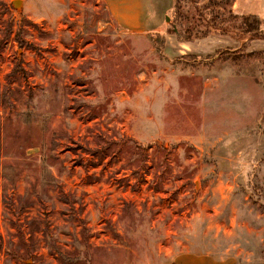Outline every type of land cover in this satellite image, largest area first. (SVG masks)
Wrapping results in <instances>:
<instances>
[{
    "label": "rangeland",
    "instance_id": "1",
    "mask_svg": "<svg viewBox=\"0 0 264 264\" xmlns=\"http://www.w3.org/2000/svg\"><path fill=\"white\" fill-rule=\"evenodd\" d=\"M172 1L0 0V264H264L263 25Z\"/></svg>",
    "mask_w": 264,
    "mask_h": 264
},
{
    "label": "crops",
    "instance_id": "2",
    "mask_svg": "<svg viewBox=\"0 0 264 264\" xmlns=\"http://www.w3.org/2000/svg\"><path fill=\"white\" fill-rule=\"evenodd\" d=\"M172 0H106V5L109 9V13L115 21L120 24L132 25L135 27L139 22H143L153 19L154 15L149 12L147 6H151V9L159 8L156 13L168 10L172 7ZM234 11L241 12L246 17L250 16L261 22L264 29V0H235L232 3ZM155 11V10H154ZM149 14L151 16H149ZM148 16V17H145ZM158 21L157 17L155 18ZM155 22L151 24L152 29L157 27ZM140 26V25H138ZM264 50V40L257 44ZM178 264H222V261L209 260L204 257H184Z\"/></svg>",
    "mask_w": 264,
    "mask_h": 264
},
{
    "label": "trees",
    "instance_id": "3",
    "mask_svg": "<svg viewBox=\"0 0 264 264\" xmlns=\"http://www.w3.org/2000/svg\"><path fill=\"white\" fill-rule=\"evenodd\" d=\"M254 21H255V20H254ZM255 24H258V21H257V20L255 21ZM251 28H253V27H251ZM252 30H253V29H252ZM260 39H264V33H262Z\"/></svg>",
    "mask_w": 264,
    "mask_h": 264
},
{
    "label": "water",
    "instance_id": "4",
    "mask_svg": "<svg viewBox=\"0 0 264 264\" xmlns=\"http://www.w3.org/2000/svg\"><path fill=\"white\" fill-rule=\"evenodd\" d=\"M166 20L168 21V19L166 18Z\"/></svg>",
    "mask_w": 264,
    "mask_h": 264
}]
</instances>
